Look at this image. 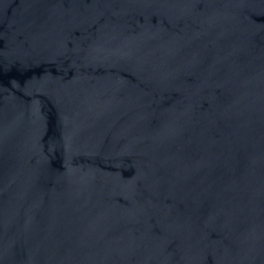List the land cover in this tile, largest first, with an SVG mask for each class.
<instances>
[{
	"label": "water",
	"instance_id": "95a60500",
	"mask_svg": "<svg viewBox=\"0 0 264 264\" xmlns=\"http://www.w3.org/2000/svg\"><path fill=\"white\" fill-rule=\"evenodd\" d=\"M0 264H264V0H0Z\"/></svg>",
	"mask_w": 264,
	"mask_h": 264
}]
</instances>
